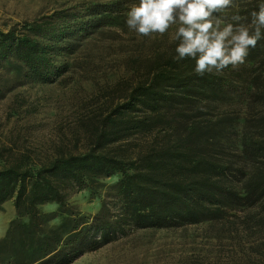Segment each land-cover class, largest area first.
<instances>
[{
	"label": "rangeland",
	"instance_id": "1",
	"mask_svg": "<svg viewBox=\"0 0 264 264\" xmlns=\"http://www.w3.org/2000/svg\"><path fill=\"white\" fill-rule=\"evenodd\" d=\"M136 2L0 0V31L37 36L47 51V73L39 70L43 74L31 71L13 51L0 54V166L10 162L38 166L55 154L77 153L91 145L103 117L143 78L156 49H168L173 43L174 29L152 38L129 31L126 12ZM98 17L103 25L93 28ZM206 102L197 114L205 121L221 118L218 124L223 130L216 147L227 157L239 147L248 115L245 94L230 91ZM109 135L116 136L109 144L111 153H130L148 140L142 131ZM120 176V172L87 176L85 184L67 188L62 203L39 204L32 229L55 234L64 242L77 239L78 231L84 232L104 204L105 216L114 219L118 203L113 195ZM234 213L238 211L198 223L124 226L108 241L97 233V242L67 264L257 263L250 245L259 235L234 221ZM16 217L13 197L0 203V264H40L27 262L30 256L21 251L20 235L3 241ZM20 220L27 231L31 219L23 215ZM72 226L76 228L69 231ZM88 233L90 237L92 231Z\"/></svg>",
	"mask_w": 264,
	"mask_h": 264
},
{
	"label": "trees",
	"instance_id": "2",
	"mask_svg": "<svg viewBox=\"0 0 264 264\" xmlns=\"http://www.w3.org/2000/svg\"><path fill=\"white\" fill-rule=\"evenodd\" d=\"M260 2L235 0L225 16L230 20L239 14L250 22V13ZM93 21V28L103 25L100 17ZM175 47L173 41L168 49H156L143 78L117 99L103 117L102 129L91 133L87 149L55 154L38 166L19 162L0 166V203L13 197L17 214L3 241L20 235L28 263L67 264L97 242V233L108 241L124 226L198 223L236 210L234 221L259 235L250 245L257 260L253 264H264V39L244 65L228 67L220 75L195 74L193 60L174 59ZM45 48L37 36L0 31V54L15 52L33 72L47 73ZM230 91L245 94L248 115L239 147L223 157L216 147L223 130L221 118L205 121L197 113L206 101ZM120 130L142 131L148 140L130 153H111L109 144L116 136L109 134ZM114 172L121 174L113 195L118 203L114 219L105 216L104 204L84 232L78 231L77 239L64 242L55 234L32 229L39 204L62 203L68 187L85 184L87 176ZM23 215L31 219L27 231L22 229Z\"/></svg>",
	"mask_w": 264,
	"mask_h": 264
},
{
	"label": "clouds",
	"instance_id": "3",
	"mask_svg": "<svg viewBox=\"0 0 264 264\" xmlns=\"http://www.w3.org/2000/svg\"><path fill=\"white\" fill-rule=\"evenodd\" d=\"M235 0H138L126 12V25L138 37L152 38L174 29L176 61L191 59L194 72L220 75L239 69L264 39V0L248 17L225 13Z\"/></svg>",
	"mask_w": 264,
	"mask_h": 264
}]
</instances>
